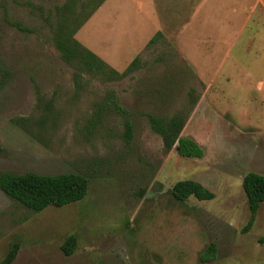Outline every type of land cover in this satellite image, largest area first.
<instances>
[{
	"label": "rangeland",
	"instance_id": "rangeland-1",
	"mask_svg": "<svg viewBox=\"0 0 264 264\" xmlns=\"http://www.w3.org/2000/svg\"><path fill=\"white\" fill-rule=\"evenodd\" d=\"M67 1L0 0V172L82 175L86 194L34 214L0 191V260L17 243L12 264H264V202L243 233L241 188L247 172L264 177V0H110L89 23L93 3L73 0L78 43L119 72L139 57L121 80L86 77L79 91L52 42ZM109 91L128 142L107 108L90 125ZM176 114L201 158L164 151L150 129L148 116ZM182 180L213 198L173 199Z\"/></svg>",
	"mask_w": 264,
	"mask_h": 264
},
{
	"label": "trees",
	"instance_id": "trees-1",
	"mask_svg": "<svg viewBox=\"0 0 264 264\" xmlns=\"http://www.w3.org/2000/svg\"><path fill=\"white\" fill-rule=\"evenodd\" d=\"M104 0H82L79 2L82 8L89 9L84 20L100 7ZM73 0L65 2L58 12L55 28L52 32L53 46L59 59L72 69L71 80L74 89L81 90L85 79L90 78L101 82L119 81L139 68V57H134L122 72L110 68L100 58L91 53L74 38L75 32L82 23H77V17L73 10ZM71 20V21H70ZM160 38V32H156L145 44L144 49L156 45ZM190 103H195L192 93L189 94ZM192 97V98H191ZM111 111L120 117L125 142L131 140L132 126L128 112L117 104L111 91L105 94L103 104L96 107L92 123H97L103 110ZM149 127L153 133L160 137L164 151L174 149L181 158H201L202 149L191 139L179 136L185 123L184 116L173 115L168 119L148 116ZM241 188L246 199L248 219L242 232L248 231L253 223L254 216L261 203L264 202V177L253 172H247L241 179ZM87 190V180L84 176L74 173H62L56 175H40L32 172L13 174L0 172V191L12 202L20 205L31 213H39L48 206L60 208L84 198ZM173 199L184 201L193 197L197 201H209L213 194L200 184L182 180L173 183L170 189ZM76 244L73 236H68L60 245V251L64 256H70L75 250ZM18 252V244L14 243L0 260V264H12ZM214 255V246L210 244L201 254V261H209Z\"/></svg>",
	"mask_w": 264,
	"mask_h": 264
},
{
	"label": "crops",
	"instance_id": "crops-1",
	"mask_svg": "<svg viewBox=\"0 0 264 264\" xmlns=\"http://www.w3.org/2000/svg\"><path fill=\"white\" fill-rule=\"evenodd\" d=\"M108 1H110V0H104L103 3H102L101 5H103V4L105 5V3H107ZM145 1H146V3H148V0H145ZM101 5H100V6H101ZM104 5H103V6H104ZM103 6H102V7H103ZM102 7H101L100 9H102ZM98 8H99V7H98ZM103 8H104V7H103ZM149 12H151L150 9H149ZM96 13H97V11H95V12L90 16V18H88V20H87L86 22L89 23L90 21H92V18H94V15H96ZM87 25H88V24H87ZM142 45H144V43H143ZM91 53H92V52H91ZM98 58H99V57H98ZM101 60H102V59H101ZM102 61H103V60H102ZM103 62H104V61H103ZM104 63H106V62H104ZM129 63H130V62H129ZM129 63H128V64H129ZM128 64H127V65H128ZM107 65H108V64H107ZM127 65H126V66H127ZM108 66H109V65H108ZM126 66H125V68H126ZM109 67H110V66H109ZM110 68H111V67H110ZM125 68H124V69H125ZM112 69H113V68H112ZM124 69H123V70H124ZM113 70H114V69H113ZM115 71H116V70H115ZM120 71H121V70H120ZM117 72H119V71H117Z\"/></svg>",
	"mask_w": 264,
	"mask_h": 264
}]
</instances>
